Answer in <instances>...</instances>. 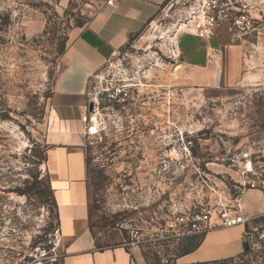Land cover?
Here are the masks:
<instances>
[{
    "label": "rangeland",
    "instance_id": "rangeland-1",
    "mask_svg": "<svg viewBox=\"0 0 264 264\" xmlns=\"http://www.w3.org/2000/svg\"><path fill=\"white\" fill-rule=\"evenodd\" d=\"M88 2L0 0V264L47 251L57 227L43 165L46 114L61 56L84 26ZM255 6L254 30L240 40L232 41L225 27L219 44L216 36L197 40L198 84L194 72L181 68L189 34H168L169 25H157L158 13L145 42L126 46L90 78L88 100L102 123L101 137L84 145L94 227L114 243L127 242V230L146 226L156 211L147 202L151 172L165 157L179 158V133L193 140L192 157L216 182L211 201L264 193V0ZM120 86L128 91L124 100L104 98L102 89ZM189 172L175 170L174 185ZM134 183L137 205L120 187ZM181 250L172 251L174 259ZM140 253L143 264H158L151 251ZM250 262L244 255L216 264Z\"/></svg>",
    "mask_w": 264,
    "mask_h": 264
},
{
    "label": "crops",
    "instance_id": "crops-1",
    "mask_svg": "<svg viewBox=\"0 0 264 264\" xmlns=\"http://www.w3.org/2000/svg\"><path fill=\"white\" fill-rule=\"evenodd\" d=\"M165 1L114 0L113 6H108L107 0H89L86 22L61 56L46 114L43 165L61 233L62 264L144 263L138 249H126L94 227L97 215L88 182L82 118L88 113L92 75L126 46L146 41L144 30ZM222 28L215 34L217 44ZM186 38L188 49L181 68L194 72L198 84V39L190 35ZM240 204L245 215L257 214L264 210V193L247 190ZM241 234V227L214 229L199 243L183 241L184 250L175 264H215L242 257L245 248Z\"/></svg>",
    "mask_w": 264,
    "mask_h": 264
},
{
    "label": "built area",
    "instance_id": "built-area-1",
    "mask_svg": "<svg viewBox=\"0 0 264 264\" xmlns=\"http://www.w3.org/2000/svg\"><path fill=\"white\" fill-rule=\"evenodd\" d=\"M114 0H107L113 6ZM257 0H166L158 11L159 26H168V34L181 36L189 34L197 39L209 41L218 29L225 27L232 41L240 40L254 30L256 24L253 12ZM154 21V20H153ZM151 22L154 23V22ZM105 99L122 101L128 91L120 86L113 89H102ZM93 110L82 118L85 125V139H96L102 135L101 121L95 117ZM179 158L173 161L169 157L162 161L159 172H151V185L148 189V205L156 204V211L147 215L146 226L133 225L127 242L119 244L126 249L151 251L158 264H174L172 251L190 238H200L214 229L242 228L241 240L248 248L244 252L251 264H264V210L253 215H245L240 205V195L224 200L216 196L213 201L207 193H217L215 182L198 165L192 157L193 140L179 133ZM189 170L182 184L174 185L178 176L171 170ZM180 174V175H182ZM172 176V174H171ZM175 186V187H174ZM122 193L128 196L131 203L137 205L140 188L137 184L128 187L120 184ZM177 187V188H176ZM244 191H241V195ZM165 196V201H163ZM167 198V199H166ZM125 201V198H123ZM137 209V206L134 208ZM64 251L61 233L57 226L48 242L47 251L40 255L31 254L22 264H61Z\"/></svg>",
    "mask_w": 264,
    "mask_h": 264
},
{
    "label": "trees",
    "instance_id": "trees-1",
    "mask_svg": "<svg viewBox=\"0 0 264 264\" xmlns=\"http://www.w3.org/2000/svg\"><path fill=\"white\" fill-rule=\"evenodd\" d=\"M202 239V237H200V238H190V239H187V240H192V241H195V242H197V243H199L200 242V240ZM187 240H185V241H187ZM180 250H181V253H182V251L184 250V245H181L180 244ZM243 255H245V253L243 254ZM175 264V263H174ZM203 264H205V263H203ZM216 264V263H215Z\"/></svg>",
    "mask_w": 264,
    "mask_h": 264
},
{
    "label": "water",
    "instance_id": "water-1",
    "mask_svg": "<svg viewBox=\"0 0 264 264\" xmlns=\"http://www.w3.org/2000/svg\"><path fill=\"white\" fill-rule=\"evenodd\" d=\"M92 110H93V105H92V103L90 102V103L88 104L87 111H88V113H91ZM244 248H245V251H246L248 247H247L246 245H244Z\"/></svg>",
    "mask_w": 264,
    "mask_h": 264
},
{
    "label": "bare ground",
    "instance_id": "bare-ground-1",
    "mask_svg": "<svg viewBox=\"0 0 264 264\" xmlns=\"http://www.w3.org/2000/svg\"><path fill=\"white\" fill-rule=\"evenodd\" d=\"M95 119V118H94Z\"/></svg>",
    "mask_w": 264,
    "mask_h": 264
}]
</instances>
